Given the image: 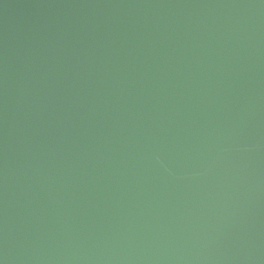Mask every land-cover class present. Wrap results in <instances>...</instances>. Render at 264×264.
<instances>
[{"label": "water", "instance_id": "1", "mask_svg": "<svg viewBox=\"0 0 264 264\" xmlns=\"http://www.w3.org/2000/svg\"><path fill=\"white\" fill-rule=\"evenodd\" d=\"M0 264H264V0H0Z\"/></svg>", "mask_w": 264, "mask_h": 264}]
</instances>
